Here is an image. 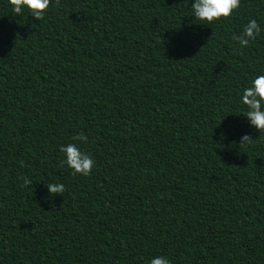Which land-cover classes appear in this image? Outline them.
<instances>
[{"label":"trees","instance_id":"trees-1","mask_svg":"<svg viewBox=\"0 0 264 264\" xmlns=\"http://www.w3.org/2000/svg\"><path fill=\"white\" fill-rule=\"evenodd\" d=\"M193 3L52 0L40 21L0 0V264H264V134L241 99L264 0L211 24ZM69 143L90 176L62 166Z\"/></svg>","mask_w":264,"mask_h":264},{"label":"clouds","instance_id":"clouds-1","mask_svg":"<svg viewBox=\"0 0 264 264\" xmlns=\"http://www.w3.org/2000/svg\"><path fill=\"white\" fill-rule=\"evenodd\" d=\"M12 6V11L16 15H22L25 8L31 12V16L37 20H43L47 10L49 9L52 0H9ZM60 0H56L59 5ZM241 0H195L192 4V9L196 20L207 21L208 24L220 19H228L234 11L239 9ZM261 33V27L256 20H251L243 28L239 34H233L231 39L236 41L241 48L255 41L256 37ZM242 103L246 105L247 110L243 113L250 124L258 130L261 135L264 134V75L257 76L250 87L243 91ZM73 140L88 142V137L84 134H78L73 137ZM254 140L249 135H244L241 138L240 146L251 144ZM60 151L65 154L66 159L63 164L72 169V175L90 176L94 166V160L91 155L82 152L76 144L69 143L61 145ZM21 167H24V162H20ZM23 181V186L27 187L32 184V181L26 176H20ZM48 191L52 196L56 194L63 195L65 186L62 183H48ZM150 264H171L166 257H155L150 261Z\"/></svg>","mask_w":264,"mask_h":264}]
</instances>
